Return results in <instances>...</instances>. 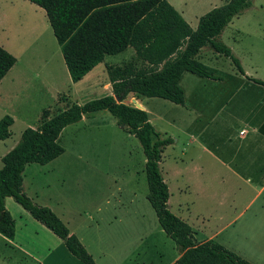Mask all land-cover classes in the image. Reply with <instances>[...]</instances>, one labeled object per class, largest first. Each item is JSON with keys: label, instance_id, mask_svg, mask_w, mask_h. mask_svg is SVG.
I'll return each instance as SVG.
<instances>
[{"label": "rangeland", "instance_id": "1", "mask_svg": "<svg viewBox=\"0 0 264 264\" xmlns=\"http://www.w3.org/2000/svg\"><path fill=\"white\" fill-rule=\"evenodd\" d=\"M166 1L184 5V21L194 30L200 16L228 0ZM247 3L248 7L230 20L217 39L238 60L245 75L264 81V0H247ZM0 47L15 59L16 64H29V75L35 70L40 74L39 78L35 79L28 76L26 89L19 95L20 102L0 104V118L6 115L7 111L14 118L13 125L9 127V137L4 142L0 141L1 156L5 149L11 148L17 142L25 128L36 125L40 110L46 103L49 102L51 108L43 111L51 117L72 104L81 105L89 100L110 95V90L106 91L104 83V80L108 82L105 71L103 74L97 71L93 78L79 85H71L66 77L59 46L52 36L44 12L26 0H0ZM195 59L215 69L216 75L222 80L215 82L194 75L193 82L188 83L184 79L186 112L175 109L171 103L164 100L140 98L135 94H128L123 103L135 107L139 102L147 111V118L153 128L163 137L174 139V143L164 149L161 158V169L166 172L164 179H167L170 188L169 211L173 215L181 214L179 212L182 210L178 205L186 202L187 211H184V216L193 222L196 233L194 238L199 242L207 240L209 235L217 231L218 223L214 216L218 214L219 208L214 206V198L210 193L197 197L185 195L181 200L182 195L180 196L178 191L183 183L210 189L207 178L203 175H187V169L191 162L196 164L193 162L194 157L200 158L198 162L205 163L211 155L196 154L192 149L185 148V158L181 164H174L172 158L179 156L180 149H184L183 145L190 136H198L200 144H204L216 156L233 154V145L239 141L238 132L242 128L238 120L240 102H245L246 98L240 100L237 96L228 104L224 102L235 82L242 80L227 58L203 48ZM128 62L140 66V62L134 60L130 48L116 55L105 56L101 64L121 66ZM41 64L58 65L54 66L53 70L51 65L42 69L44 65ZM60 66L64 73H59ZM52 71L53 74L58 71L54 81L55 87L60 89L61 93L54 106L47 95L42 96L41 91H36V88L45 87V82L50 80V76L46 74ZM98 119L103 123L100 128L91 126L90 129L80 130L73 135H70V130L63 134L59 145L64 149V153L48 167L38 169L41 168L38 165H28L24 173V193L37 204L57 207L59 205L55 203L63 194H68V204L73 205L78 203L77 200L82 202L84 198H89L90 203H96L94 195L119 191L123 201L135 199L143 212H152L145 201L147 190L144 157L137 140L119 129L108 113L99 112L96 117V120ZM109 122L113 127L108 125ZM174 168L180 173L183 172L181 174L184 178H180ZM240 199L236 210L244 204V198ZM10 202L8 209L14 219H18V212L25 214L12 199ZM262 202L264 204V197L254 199L249 209L240 217L239 224L248 221L242 233L238 232L237 225H234L218 235L213 242L219 241L227 250L250 264H264V211L258 210ZM205 216L204 219L200 218ZM151 220L154 225L153 212ZM170 244L174 249L164 241H156L165 259L174 253L172 250H176L174 243ZM154 255L155 252L152 253V258Z\"/></svg>", "mask_w": 264, "mask_h": 264}, {"label": "trees", "instance_id": "2", "mask_svg": "<svg viewBox=\"0 0 264 264\" xmlns=\"http://www.w3.org/2000/svg\"><path fill=\"white\" fill-rule=\"evenodd\" d=\"M26 1L44 12L71 83L79 81L104 56L116 55L127 48L132 49L140 66L131 62L106 65L111 95L81 105L72 104L51 117L42 111L38 125L20 133L14 147L0 158V235L13 237V220L3 204L8 197L57 237L76 260L93 264L90 255L61 221L47 207L35 204L23 193L22 172L28 164L45 165L63 153L58 137L66 126L104 111L141 148L145 159V199L159 227L176 246L178 258L173 264H250L211 240L195 241L190 227L169 212V194L159 162L163 149L173 140L155 131L145 111L123 103L128 94H135L183 106L178 82L184 72L221 81L215 69L195 59L203 48L227 58L239 76L264 88V81L246 76L238 60L217 39L230 20L248 7L247 0H228L214 7L198 18L194 30L165 0ZM14 63L15 59L0 47V80ZM11 123L7 115L0 118V141L9 137Z\"/></svg>", "mask_w": 264, "mask_h": 264}, {"label": "crops", "instance_id": "3", "mask_svg": "<svg viewBox=\"0 0 264 264\" xmlns=\"http://www.w3.org/2000/svg\"><path fill=\"white\" fill-rule=\"evenodd\" d=\"M167 3L184 20V5L175 4L171 1H168ZM101 63L95 65L79 81L75 83L70 82L67 72L65 71L66 77L71 85H79L83 81L93 78L97 74V71H100V73L103 74L106 65H102ZM41 65H44L42 66V69L47 68V65H51L50 68L54 70V66H57L58 64ZM29 71L31 72V67L29 64H16V62L9 68V70L0 80L1 105H7V103L10 102L21 101L18 100L20 98L19 95L26 89V79L28 76L32 77L33 79L39 78L40 76L36 70L32 72L31 75H29ZM58 71L60 74L64 73L62 66H60ZM58 71H54V74L53 71L49 72L48 74L45 73L47 76H50V80L45 82V84L42 83L45 85V87L41 89L36 88V91L38 90L42 92V96L47 95L49 101L52 100L53 106L57 103L58 97L61 96L60 89L55 87L56 83L54 81V79L57 77ZM241 78L242 80H237L235 82L236 84L232 86L233 88L229 90V94L224 101L226 104H228V102H231L237 96H239L240 100L242 98H246L245 102H240L238 120L240 121L242 128L238 132V136H240V138H238L239 141L237 144L233 145L235 148L233 154L228 156H216L212 154L204 144H200L198 136H190L188 137V141H186V143L183 145L184 149H180L179 156L172 158L174 164H181L182 160L185 158V148L192 149L196 154L209 153V155H211L209 156L208 161L205 163L198 162L200 161V158L197 156L194 157L193 162H196V164L191 162V165H188L187 169V175L196 174L197 177L199 175H203V177L207 178L210 189L205 190L202 188H196L195 184L188 185L183 183L178 191V194L180 196L182 195L181 200L185 195L197 197L210 193L211 196H213V203H215L214 206L219 209L218 214H215L216 216H214L216 218L215 221L218 223L217 231L209 235L207 239L211 241L216 240L218 235L234 225H237L238 232H241L242 229H245V227H247L248 221L246 223L239 224L240 217L246 212L247 209H249L254 199L257 200L258 198L264 197V88L245 80L243 77ZM184 79L189 83L193 82L194 78L190 73H182L178 85L182 90L183 95L184 87L186 85L183 82ZM104 83L106 85V91L110 90L111 95L109 82L104 80ZM31 90L33 89L31 88ZM183 101V106L175 104L172 105L175 109L186 112L184 96ZM48 103L43 105L44 108L40 110L39 117L36 120V125L27 128H35L38 125L41 112L45 109L51 108ZM138 104L141 106L142 110L147 113L144 106L139 102ZM99 112L101 111L94 113L90 118L82 117L78 122L66 126L59 134L58 143L60 142L62 135L69 130L70 135H73L80 130H88L91 128V126L100 128L103 123L100 119L96 120ZM6 115L12 119L11 125H13V116L9 113V111H7ZM148 121L150 120L148 119ZM104 123L107 124V121ZM108 125L113 127V124H110V122ZM171 139L173 140V144L174 139ZM6 140L7 139L1 142ZM172 144L166 147H169ZM14 145L11 148L5 149L3 153L6 154L14 147ZM177 150L178 149H176V151ZM2 156L0 155V158ZM58 157L45 165H38L41 167L38 169H43L42 167H48V165L52 162H55ZM161 158L159 162V170L162 180L167 186L169 194L170 188L168 186L167 179H164L166 172L164 173L161 169ZM143 161L145 162V159ZM28 165L24 167L22 172L23 193L25 192L24 173ZM38 169L37 172H39ZM174 172L177 173L180 178H184L181 174L183 172L180 173L176 171L175 168ZM24 194L27 196V193ZM67 196L68 194H63L59 197V200L55 203V205L59 206L54 207L47 205L45 207H47L61 221V223L66 227L68 233L77 239L87 254L90 255L93 264H173L178 258V252H176V250H172L174 253L170 256V258L165 259V257H163L164 255L159 251L156 241H164V243L168 244L169 247H172L171 249H174L170 244L173 242L161 230L156 221L155 215V224H152L151 219L153 211L146 214V212L141 210V206H137L135 199L125 202L121 199L119 191H117V193H108L106 195H94L96 198V203H90L89 198H84L82 202L77 200L78 203L70 205L68 204ZM28 198L31 199L30 197ZM240 198H244V204L241 207H238L236 210L237 203L241 202ZM10 200L11 198H4L3 204L5 210L13 220V237L11 239H7L0 235V264H82L68 253L62 242L57 237H55L44 226L32 219L25 211V214L18 212V219H14L8 209V206H10L11 203ZM169 200L170 194L167 201L168 210L170 208ZM31 201L34 202L32 199ZM145 201L148 203L146 199ZM37 205L44 206L46 204ZM178 207L182 210L179 212L181 214L173 215L170 211L169 212L175 218L187 224L193 232V237H195L196 233L195 228L193 227V222L184 216V211H187L186 202H183L182 205H178ZM258 210L260 212L264 211L263 202L259 206ZM176 211H178V209ZM200 218L204 219L206 216ZM208 218L211 219L210 216H208ZM207 240L205 239L199 242ZM217 243L222 245L219 241H217ZM152 249L153 252L156 253L154 258H152Z\"/></svg>", "mask_w": 264, "mask_h": 264}, {"label": "water", "instance_id": "4", "mask_svg": "<svg viewBox=\"0 0 264 264\" xmlns=\"http://www.w3.org/2000/svg\"><path fill=\"white\" fill-rule=\"evenodd\" d=\"M114 100H115V101H118V99H117V98H115V97H114ZM134 106H135L134 108H136V109H139V110H142V108H141V107H139V106H137V105H134Z\"/></svg>", "mask_w": 264, "mask_h": 264}, {"label": "bare ground", "instance_id": "5", "mask_svg": "<svg viewBox=\"0 0 264 264\" xmlns=\"http://www.w3.org/2000/svg\"><path fill=\"white\" fill-rule=\"evenodd\" d=\"M135 105H137V106H139V107H141L138 103L137 104H135Z\"/></svg>", "mask_w": 264, "mask_h": 264}]
</instances>
